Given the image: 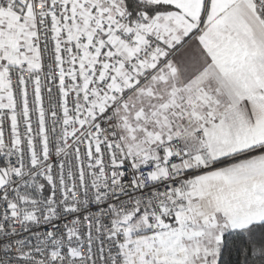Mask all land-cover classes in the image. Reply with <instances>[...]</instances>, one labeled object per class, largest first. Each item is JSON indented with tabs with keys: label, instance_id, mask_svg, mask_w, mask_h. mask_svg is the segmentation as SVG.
<instances>
[{
	"label": "snow or ice",
	"instance_id": "6c2138e0",
	"mask_svg": "<svg viewBox=\"0 0 264 264\" xmlns=\"http://www.w3.org/2000/svg\"><path fill=\"white\" fill-rule=\"evenodd\" d=\"M0 264H264V0H0Z\"/></svg>",
	"mask_w": 264,
	"mask_h": 264
}]
</instances>
